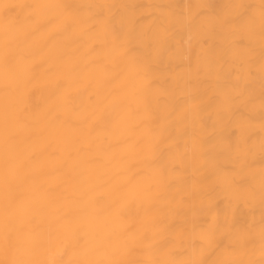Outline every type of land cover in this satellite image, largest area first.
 I'll return each mask as SVG.
<instances>
[{
	"label": "bare ground",
	"instance_id": "bare-ground-1",
	"mask_svg": "<svg viewBox=\"0 0 264 264\" xmlns=\"http://www.w3.org/2000/svg\"><path fill=\"white\" fill-rule=\"evenodd\" d=\"M225 0H0L12 4H101L126 6L104 9L105 20L116 19L110 28L120 30V17L126 20L144 18L143 27L151 23V17L159 15L158 4H175L177 12H187L190 5L204 3L220 5ZM259 5L260 0H243ZM54 13L55 10H45ZM101 10L85 9L89 22ZM28 9H17L20 16ZM3 16H0V42L3 40ZM98 28L102 27L98 23ZM201 48L190 32L180 29L167 37L171 51L164 52L153 65V87L148 97V108L153 119L148 122L151 130L161 135L169 144H179V153L185 156L171 180L173 187L167 193L168 201L178 212H188L200 221L211 223L227 220L241 230L254 226L256 248L253 258L259 259V228L261 205L259 200V153L260 100L262 80L259 66V30L252 38L255 53L252 62L253 77H247V55L234 48L238 38L217 32L204 37ZM94 41L80 30L57 33L52 25L37 31L28 42L26 70L28 86L22 107L25 109L24 139L14 149V155L24 165L15 185L19 204L18 222L21 238L28 249L29 258L37 264H49L52 260L64 261L80 258L74 254L72 233L82 223H87L95 234L102 235L114 204L125 205L119 198L120 189L128 184L135 169L127 167L128 143L135 140L136 132L130 124L120 123L125 98L138 82L125 81L120 69L112 65L109 56L89 53ZM180 54H176V50ZM3 66L0 64V221L3 211V116L5 98L2 87ZM253 94L257 147L254 157L255 199L241 198L234 189L233 181L243 183L235 175L232 165L226 162L209 143L202 154L192 157V145L182 136L185 127L190 128L192 115L199 107L200 118L211 130L218 105L210 103L217 97L247 99ZM90 97L92 98L90 100ZM49 119L32 123V115ZM144 116L143 106L139 113ZM126 141L128 143H126ZM168 163L167 160H165ZM178 163V161H177ZM169 166L171 164L169 163ZM191 197L181 204V197ZM139 210L129 205L126 223L137 222ZM174 226L175 217L166 221ZM118 258L138 264L151 259L163 258L157 250L159 238L149 237L141 245L128 252L124 240L114 237L111 241ZM63 252L61 257L60 253ZM182 258V257H177ZM211 259L212 257H207ZM5 259L0 252V260Z\"/></svg>",
	"mask_w": 264,
	"mask_h": 264
},
{
	"label": "snow or ice",
	"instance_id": "snow-or-ice-1",
	"mask_svg": "<svg viewBox=\"0 0 264 264\" xmlns=\"http://www.w3.org/2000/svg\"><path fill=\"white\" fill-rule=\"evenodd\" d=\"M117 5L101 4H12L0 3V16H3V40L0 42V64L3 66L2 87L5 98L3 116V211L0 221V252L5 259L0 264H37L29 258L28 249L21 238V226L18 222L19 204L15 185L20 179V170L24 165L19 161L13 149L23 142L25 130V109L22 107L24 93L28 86L27 56L28 42L33 34L52 25L57 33H70L80 30L94 41L89 49L96 56L107 55L112 65L120 69L125 81L138 82L133 87L123 105L122 124H130L136 132L135 140L128 143L126 151L127 167L135 169L128 184L120 189L119 198L125 205L112 207L102 235L95 234L87 223L80 224L73 233L74 254L80 258L64 261L52 260L49 264H132L118 258L112 239L124 240L126 251L131 252L149 237L159 238L157 250L163 258L151 259L138 264H264V0L259 5L244 3L243 0H225L220 5L197 3L190 5L188 11L177 12L175 4H158L155 7L159 15L151 17L147 28L143 27L144 18L126 20L120 17V30L110 28L111 21L102 15L104 9H116ZM17 9H28L24 16ZM101 10L95 16L96 22H89L84 10ZM45 10H55L54 13ZM98 23L102 27L98 28ZM193 34L199 47L204 48V37L217 32L238 38L234 48L241 49L247 55V77H253L252 62L255 57L252 38L257 29L260 36L259 66L262 80L260 100L259 153V200L262 209L259 228V259L253 258L256 248L254 226L241 230L227 220L221 223L214 220L200 221L188 212H178L168 201L167 193L173 187L171 177L182 166L187 153H179V144H169L154 133L148 125L153 116L148 108V97L153 87V65L160 56L171 51L167 37L177 28ZM180 54V50H176ZM236 97H217L210 103L218 105L216 118L209 130L200 118L197 107L192 115L191 127H185L182 136H186L192 145V157L202 154L206 145L211 143L219 155L232 165L235 175L243 183L233 181L237 194L244 199H255L254 157L257 147L255 129V110L253 94L247 92V99ZM92 98L90 97V100ZM141 106L145 115L140 116ZM51 114L32 115V123L49 119ZM168 161V163L165 162ZM178 161V163H177ZM169 163L171 166H169ZM189 197H181L180 203L187 204ZM129 205L138 210L137 222L126 223V211ZM175 217L174 226L165 221ZM63 252L60 253L61 257ZM182 258H177V257ZM207 257H212L211 259Z\"/></svg>",
	"mask_w": 264,
	"mask_h": 264
}]
</instances>
